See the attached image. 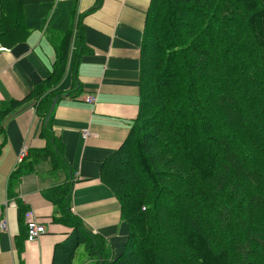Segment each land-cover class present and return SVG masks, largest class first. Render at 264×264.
Returning a JSON list of instances; mask_svg holds the SVG:
<instances>
[{"label":"trees","instance_id":"trees-1","mask_svg":"<svg viewBox=\"0 0 264 264\" xmlns=\"http://www.w3.org/2000/svg\"><path fill=\"white\" fill-rule=\"evenodd\" d=\"M54 2L0 0V47L38 31L55 55L46 81L1 101L0 134L28 101L47 131L75 25V7ZM145 26L139 111L100 174L128 227L124 251L114 260L72 217L64 184L53 220L72 233L52 264H71L79 246L94 264H264V0H151Z\"/></svg>","mask_w":264,"mask_h":264},{"label":"crops","instance_id":"crops-1","mask_svg":"<svg viewBox=\"0 0 264 264\" xmlns=\"http://www.w3.org/2000/svg\"><path fill=\"white\" fill-rule=\"evenodd\" d=\"M54 3L75 7L71 51L66 72L53 89L46 133L36 106L28 101L7 119L0 134V222L6 224L0 230V264H52L55 247L72 233L53 220L58 217L57 188L64 184L71 187L72 217L105 241L114 260L128 238L119 203L100 174L103 162L126 140L139 111L140 50L151 0ZM54 60L52 44L38 31L10 49L0 47V103L22 101L35 84L46 81ZM85 95L95 102L87 104ZM83 131L89 133L86 139ZM22 149L23 173L12 198L9 178L21 165L17 159ZM28 210L45 228L33 242L26 240L24 230Z\"/></svg>","mask_w":264,"mask_h":264},{"label":"built area","instance_id":"built-area-1","mask_svg":"<svg viewBox=\"0 0 264 264\" xmlns=\"http://www.w3.org/2000/svg\"><path fill=\"white\" fill-rule=\"evenodd\" d=\"M83 101H85L87 104H93L95 102V98L91 95H85L82 97ZM89 136V133L87 131H83L82 137L86 139V137ZM26 154V150L22 149L18 155L17 164H19L23 157ZM24 226L26 229V240L28 242H33L37 240L41 235L45 233V228L42 224H40L34 213L31 210H28L24 214ZM6 229V224L4 221L0 222V230L4 231Z\"/></svg>","mask_w":264,"mask_h":264},{"label":"rangeland","instance_id":"rangeland-1","mask_svg":"<svg viewBox=\"0 0 264 264\" xmlns=\"http://www.w3.org/2000/svg\"><path fill=\"white\" fill-rule=\"evenodd\" d=\"M73 264H91L86 261L85 253L81 247L77 249Z\"/></svg>","mask_w":264,"mask_h":264}]
</instances>
